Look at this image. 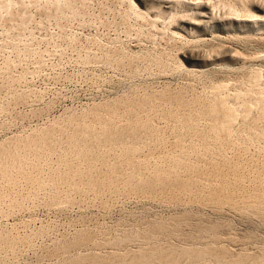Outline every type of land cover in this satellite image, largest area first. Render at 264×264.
<instances>
[{
	"label": "rangeland",
	"instance_id": "1",
	"mask_svg": "<svg viewBox=\"0 0 264 264\" xmlns=\"http://www.w3.org/2000/svg\"><path fill=\"white\" fill-rule=\"evenodd\" d=\"M47 1L0 9V264H264V26L237 24L264 0H175L219 12L205 39L158 5Z\"/></svg>",
	"mask_w": 264,
	"mask_h": 264
},
{
	"label": "bare ground",
	"instance_id": "2",
	"mask_svg": "<svg viewBox=\"0 0 264 264\" xmlns=\"http://www.w3.org/2000/svg\"><path fill=\"white\" fill-rule=\"evenodd\" d=\"M0 1H3L2 3L0 2V9L1 8H4L3 10L5 11V14H6V12L8 11V7H9V4L10 3H12V2H10L11 0H0ZM5 1V2H4ZM13 1V0H12ZM23 1V0H22ZM25 1V0H24ZM48 1H50V0H48ZM47 1V2H48ZM83 1V0H82ZM112 1H114V0H112ZM183 1V0H182ZM181 1V2H182ZM194 1V0H193ZM200 1H202V0H200ZM197 2V3H191L190 1H186V3L185 4H183V6H182V8L184 9V11L183 12H180L179 13V11L176 9V6H178L180 3L178 2V1H175V0H134L133 2H132V5H133V7H134V9H136L138 12H139V14L140 15H148V13H152L151 12V10L150 9H152L155 5H158L159 7H160V12H159V17L160 16H163V15H170V17H171V15H174V17H175V15H178V13H179V16H176V17H181V15H184V16H187V15H193V18L192 17H189L190 19H188V18H185V19H181L180 20V18H179V27H177L179 30H186V27H193V28H196V29H198V30H200L201 32H202V37L204 36V37H206L207 35H208V31H207V29L204 27V25H206L208 22H207V19H208V16L209 15H211V16H209V17H214V16H212V14L214 13L212 10H213V7H212V10H211V5H209L208 3H204V2ZM206 1V0H205ZM218 1V5H220L221 3L223 4V5H226L229 9L231 8V9H235V11H236V9L238 10L239 9V7L237 8L236 7V5H238V4H240V2H235L234 0L232 1V0H217ZM239 1V0H238ZM241 1V0H240ZM242 1H244V0H242ZM10 2V3H9ZM62 2V1H61ZM64 2V1H63ZM89 2H90V0H89ZM115 2H116V0H115ZM187 2H190V3H187ZM195 2V1H194ZM210 2H211V0H210ZM15 3V2H14ZM24 3V2H23ZM23 3H21L22 5H20V6H22V7H24V6H26V4L24 5ZM76 3V2H75ZM74 3V4H75ZM112 3V2H111ZM211 3H213L214 5H215V3H214V0H213V2H211ZM220 3V4H219ZM241 3H243V2H241ZM31 4V3H30ZM46 4V3H45ZM56 4H58L57 3V1H56ZM69 4V3H68ZM118 4V3H117ZM11 5H13L14 6V4L12 3ZM24 5V6H23ZM60 4H58V6H59ZM72 5V4H71ZM112 5V4H111ZM217 5V4H216ZM215 5V6H216ZM222 5V8H225L226 9V6L224 7ZM39 6H40V4H39ZM53 6V5H52ZM54 6H56V9L58 10V8H57V5H55L54 4ZM61 6V5H60ZM66 6V5H65ZM69 6V5H68ZM114 6V5H113ZM22 7H20V9H21V13H23L24 12V10H23V12H22V9H25V8H22ZM27 7V6H26ZM70 7V6H69ZM68 7V8H69ZM132 7V8H133ZM181 7V6H180ZM221 7V6H220ZM244 7H245V5H244ZM243 7V8H244ZM5 8H6V10H5ZM32 8V7H31ZM41 8V7H40ZM61 8H63V7H61ZM155 8V7H154ZM215 8V7H214ZM27 9V8H26ZM44 9V8H43ZM72 9V8H71ZM92 9V8H91ZM156 9V8H155ZM155 9H154V11H155ZM178 9H180V8H178ZM220 9V8H219ZM218 9V10H219ZM225 9H223V10H225ZM229 9H226V11H228ZM234 9H233V11H234ZM247 9V8H246ZM257 9L258 10H260L261 12H262V14H264V8L263 7H257ZM2 10V11H3ZM11 12L14 10L13 9V7H12V10H11V6H10V9H9ZM39 10V9H38ZM56 10V11H57ZM64 10V9H63ZM182 10V9H181ZM217 10V9H216ZM250 10V9H249ZM15 11V10H14ZM18 11V10H17ZM16 11V12H17ZM106 11V10H105ZM104 10H103V12H105ZM111 11V10H110ZM152 11H153V9H152ZM11 12H7V15H9L8 13H11ZM18 13V15H20L21 13ZM25 12H27V10L25 11ZM25 12H24V16H23V14L22 15H20V16H23L24 18H26L27 16V14L25 15ZM59 12V11H58ZM138 12H136V13H138ZM156 12V11H155ZM213 12V13H212ZM218 12V11H217ZM223 12V11H222ZM237 12V11H236ZM242 12V11H241ZM247 12H249V11H247ZM259 12V11H258ZM41 13V12H40ZM50 13H51V11H50ZM56 13V12H55ZM86 13V12H85ZM109 13V12H108ZM219 13V12H218ZM218 13H215V14H213V15H217L218 16ZM224 13V12H223ZM228 13L230 14V12L228 11L227 13L225 12V14H223V15H226L227 14V16H229L228 15ZM233 13V12H232ZM232 13H231V16H232ZM0 14L2 15L3 13H1V10H0ZM12 14H13V18L11 17V20H12V22L11 23H13V22H15L14 20V18L16 17V16H18L17 15V13H15V17H14V12H12ZM53 14V13H52ZM130 14V13H129ZM149 14V15H150ZM154 14V13H153ZM156 14V13H155ZM181 14V15H180ZM234 14V13H233ZM249 14V13H248ZM247 14V15H248ZM251 14H252V12H251ZM254 14V13H253ZM252 14V15H253ZM4 15V14H3ZM11 15V14H10ZM42 15V14H41ZM59 15V14H58ZM138 15V14H137ZM146 15V16H147ZM149 15H148V18H149V22H150V17H149ZM152 15V14H151ZM222 15V14H221ZM235 15V14H234ZM236 15H239V12H238V14L236 13ZM257 14L255 13V17H254V20H248L247 22H241V19H240V22L238 21L237 22V24L238 25H240V24H257V25H259V26H264V15H260V14H258V15H260V16H256ZM55 16V15H54ZM154 16V15H153ZM2 17V16H1ZM7 17V16H6ZM30 17V16H29ZM51 17V16H50ZM155 17L156 16H154V18L152 19V21H154V19H155ZM173 17V18H174ZM230 17V16H229ZM234 17V16H233ZM247 17V16H246ZM251 17V16H250ZM17 18V17H16ZM19 18V17H18ZM24 18H22V20H21V17L19 18V20H21L22 22H20V23H24L23 21H27V20H25ZM160 18H162V17H160ZM163 18H164V16H163ZM216 18V17H215ZM14 19V20H13ZM26 19H29L30 20V18H26ZM33 19V18H32ZM35 19V18H34ZM166 19V18H165ZM175 19V18H174ZM214 19V18H213ZM235 19H237V18H235ZM253 19V18H252ZM1 20V19H0ZM4 20H5V18H4ZM9 20V19H8ZM18 20V19H17ZM17 20H16V23L15 24H18V22H17ZM28 20V21H29ZM144 20V19H143ZM160 20V19H159ZM163 20V19H162ZM169 20H171L170 18H169ZM168 20V21H169ZM177 20V19H176ZM211 19H209L208 21L209 22H211L210 21ZM217 20V19H216ZM226 20V19H225ZM228 20V19H227ZM27 21V22H28ZM35 21V20H34ZM151 21V23H153ZM175 21V20H174ZM214 21V20H213ZM243 21V20H242ZM8 22V21H7ZM36 22V21H35ZM148 22V21H147ZM38 23V22H37ZM161 23V22H160ZM175 23H176V21H175ZM212 23V22H211ZM222 23V22H221ZM228 24H236L235 23V21L234 20H232V18H230V20H228V22H227ZM2 24V23H1ZM28 24V23H27ZM33 24V23H32ZM156 24V23H155ZM29 25V24H28ZM151 25V24H150ZM11 26V25H10ZM245 26V25H244ZM170 27V26H169ZM209 27V26H208ZM14 28H15V26H14ZM22 28V27H21ZM189 29V28H188ZM212 29V28H211ZM214 29V28H213ZM222 29H223V27H222ZM10 30V29H9ZM11 31V30H10ZM177 32V31H176ZM184 32V31H183ZM263 31H261V33H262ZM179 33H181L180 31H179ZM186 33V32H185ZM211 33V32H210ZM229 33V32H228ZM174 34V33H173ZM213 34H214V32H213ZM249 34V33H248ZM260 34V33H259ZM263 34V33H262ZM212 35V34H211ZM179 36V35H178ZM213 36V35H212ZM203 37V38H204ZM170 38V37H169ZM202 38V39H203ZM205 39V38H204ZM202 47V46H201ZM220 47V46H219ZM230 47V46H229ZM207 50V49H206ZM223 50V49H222ZM225 50V49H224ZM225 54L229 57V58H231V59H233L234 57H235V54H233V50H231V49H226L225 50ZM224 54V55H225ZM197 55V54H196ZM193 56V55H191L190 57H189V59H190V61H194V62H202V63H207V61H206V59H203V60H205L206 62H203V60L202 59H200V58H198V56ZM205 55V54H204ZM220 55H222V54H220ZM237 56V55H236ZM201 57H203V56H201ZM243 58H245L244 56H242ZM224 58V57H223ZM222 58V59H223ZM238 58H241V57H238ZM249 58V57H248ZM248 58H247V60H248ZM253 58V57H252ZM221 59V58H220ZM221 59V60H222ZM235 59V58H234ZM246 59V58H245ZM253 59H256V57L255 58H253ZM264 59V58H263ZM224 60V59H223ZM238 60V59H237ZM257 60H258V58H257ZM217 62V61H216ZM212 63V62H211ZM125 65V64H124ZM207 65V64H206ZM260 76V75H259ZM258 78V77H257ZM256 78V79H257ZM223 79V78H222ZM258 79H260V77L258 78ZM256 81V80H255ZM222 82V81H221ZM253 82V81H252ZM257 82V81H256ZM223 84H224V82H223ZM256 84V83H255ZM254 84V85H255ZM257 85V84H256ZM221 86H223V85H221ZM217 87V86H216ZM225 88H226V86H225ZM260 88V87H259ZM1 89V88H0ZM223 89H224V87H223ZM214 90V89H213ZM219 90H220V88H219ZM257 90V89H256ZM216 91V90H215ZM221 92H223V91H221ZM220 92V93H221ZM257 92V91H256ZM216 94H217V92H215ZM219 93V92H218ZM224 93V92H223ZM225 96V95H224ZM227 96H228V94H227ZM227 96H226V98H227ZM261 96H262V94H261ZM223 97V96H222ZM146 98V97H145ZM258 98V97H257ZM263 98V97H262ZM20 99V98H19ZM220 99V98H219ZM222 99H224V98H222ZM222 99H220L219 101H216L217 103H216V107H215V110H213V111H215L216 112V117H217V115H218V117L223 121V126L220 124L221 122H219V125H221L222 127H223V129H221L222 131H223V133H222V135L224 134L225 136L228 134V132H229V129H230V127H231V124L233 125L234 124V118L236 117V119H237V116H232L231 114H229V113H232V112H230V110H228L227 108L225 109V104L226 103H224L223 101H221ZM226 100V99H225ZM264 100V99H263ZM139 101V100H138ZM227 102V101H226ZM253 102V101H252ZM261 102V101H260ZM123 103V102H122ZM228 103V102H227ZM262 103H263V101H262ZM262 103L260 104V105H262ZM10 104V103H9ZM264 104V103H263ZM19 105V104H18ZM128 105V104H127ZM113 106V105H112ZM212 106H214V105H212ZM230 106V105H229ZM232 106V105H231ZM99 107V106H98ZM251 107V106H250ZM116 108V107H115ZM131 108V107H130ZM214 108V107H213ZM248 108V107H247ZM110 109V108H109ZM129 109V108H128ZM211 110H212V107L210 108ZM262 109V108H261ZM233 110V109H232ZM263 110V109H262ZM112 111V110H111ZM121 111V110H120ZM123 111V110H122ZM128 111V110H127ZM226 111H229V113L228 112H226ZM134 112V111H133ZM212 112V111H211ZM247 112V111H246ZM97 113V112H96ZM102 113V112H101ZM110 113V112H109ZM108 113V114H109ZM113 114V113H112ZM127 114V113H126ZM233 114V113H232ZM71 116V115H70ZM123 116V115H122ZM97 117V116H96ZM215 117V116H214ZM244 118V117H243ZM101 119V118H100ZM150 119V118H149ZM218 119V118H217ZM248 119V118H247ZM103 120V119H102ZM107 120V119H106ZM109 120V119H108ZM132 120V119H131ZM76 121V120H75ZM74 122V121H73ZM233 122V123H232ZM58 123V122H57ZM134 123V122H133ZM65 124H67V123H65ZM109 124V123H108ZM125 124V123H124ZM71 125V124H70ZM165 125V124H164ZM215 125V124H214ZM61 126V125H60ZM116 126V125H115ZM79 127V126H78ZM85 127H87V126H85ZM114 127V126H113ZM74 128V127H73ZM100 128V127H99ZM102 128V127H101ZM134 128V127H133ZM220 128V127H219ZM65 129V128H64ZM153 129V128H152ZM111 130H113L112 128H111ZM128 130V129H127ZM164 130V129H163ZM102 131V130H101ZM116 131V130H115ZM122 131V130H121ZM121 131H119V132H116V133H120ZM124 131V130H123ZM133 131V130H132ZM138 131V130H137ZM231 131H232V129H231ZM235 131V130H234ZM53 132V131H52ZM96 132V131H95ZM109 132V131H108ZM131 132V131H130ZM135 131H133L132 132V134L134 133ZM174 132V131H173ZM36 133V132H35ZM48 133V132H47ZM97 133H100V132H97ZM124 133V132H123ZM129 133V132H128ZM136 133V132H135ZM77 134V133H76ZM105 134V133H104ZM120 134H122V133H120ZM125 134V133H124ZM165 134V133H164ZM230 134V133H229ZM228 134V135H229ZM243 134V133H242ZM78 135V134H77ZM128 135V134H127ZM201 135V134H200ZM231 135V134H230ZM229 135V136H230ZM72 136V135H71ZM94 136V135H93ZM100 136V135H99ZM106 136H108V134L106 135ZM114 136V135H113ZM122 136V135H121ZM125 136H126V134H125ZM130 136V135H129ZM225 136H224V138H225ZM43 137V136H42ZM46 137H48V136H46ZM112 137V136H111ZM150 137V136H149ZM231 137V136H230ZM32 138V137H31ZM30 138V139H31ZM37 138H38V136H37ZM81 138V137H80ZM93 138V137H92ZM101 138H103V137H101ZM129 138V137H128ZM202 138V137H201ZM208 138V137H207ZM220 138H221V136H220ZM42 139V138H41ZM51 139H53V138H51ZM55 139V138H54ZM72 139V138H71ZM90 139V138H89ZM111 139V138H110ZM110 139H109V141H110ZM139 139V138H138ZM137 139V140H138ZM232 139V138H231ZM46 140V139H45ZM73 140V139H72ZM77 140V139H76ZM83 140V139H82ZM105 140V139H104ZM123 140V139H122ZM222 140V139H221ZM229 140V139H228ZM38 141V140H37ZM46 141H48V140H46ZM45 141V142H46ZM75 141V140H74ZM98 141V140H97ZM134 141V140H133ZM66 142V141H65ZM71 142V141H70ZM81 142V141H80ZM226 142H227V140H226ZM26 143V142H25ZM36 143V142H35ZM48 143V142H47ZM76 143H78V142H76ZM88 143H90V142H88ZM97 143V142H96ZM101 143V142H100ZM12 144V143H11ZM16 144V143H15ZM38 144V143H37ZM41 144V143H40ZM39 144V145H40ZM49 144H51V143H49ZM60 144V143H59ZM84 144V143H83ZM208 144V143H207ZM225 144V143H224ZM228 144V143H227ZM229 144H231V143H229ZM30 145V144H29ZM47 145V144H46ZM140 145V144H139ZM4 146V145H3ZM19 146V145H18ZM44 146V145H43ZM64 146V145H63ZM80 146V145H79ZM125 146V145H124ZM156 146V145H155ZM237 146V145H236ZM17 147V146H16ZM51 147V146H50ZM55 147V146H54ZM77 147V146H76ZM95 147V146H94ZM82 148H83V146H82ZM105 148V147H104ZM192 148V147H191ZM13 149V148H12ZM31 149V148H30ZM33 149V148H32ZM72 149V148H71ZM70 149V150H71ZM87 149H89V148H87ZM111 149V148H110ZM135 149H137V148H135ZM180 149V148H179ZM2 150V149H1ZM66 150V149H65ZM102 150V149H101ZM151 150V149H150ZM157 150V149H156ZM31 151V150H30ZM46 151V150H45ZM80 151V150H79ZM113 151V150H112ZM115 151V150H114ZM130 151V150H129ZM205 151V150H204ZM3 152V151H2ZM38 152V151H37ZM48 152V151H47ZM72 152V151H71ZM169 152V151H168ZM239 152V151H238ZM68 153V152H67ZM82 153V152H81ZM206 153V152H205ZM240 153V152H239ZM4 154V153H3ZM2 154V155H3ZM11 154V153H10ZM37 154V153H36ZM74 154V153H73ZM91 154V153H90ZM98 154V153H97ZM120 154V153H119ZM189 154V153H188ZM5 155H7V153H5ZM4 155V156H5ZM41 155V154H40ZM60 155V154H59ZM151 155H153V154H151ZM158 155V154H157ZM12 156V155H11ZM104 156V155H103ZM109 156V155H108ZM127 156V155H126ZM1 157H3V156H1ZM22 157V156H21ZM98 157V156H97ZM243 157V156H242ZM6 158V157H5ZM12 158V157H11ZM13 162H15V164L17 163V162H19L20 161V157L15 153V154H13ZM43 158V157H42ZM237 158H238V156H237ZM2 159V158H1ZM0 159V160H1ZM38 159V158H37ZM60 159V158H59ZM72 159V158H71ZM70 159V160H71ZM75 159V158H74ZM172 159V158H171ZM3 160V159H2ZM11 160V159H10ZM21 160H22V158H21ZM108 160H110V159H108ZM107 160V161H108ZM143 160V159H142ZM162 160V159H161ZM165 160V159H164ZM167 160V159H166ZM184 160V159H183ZM4 161V160H3ZM2 161V162H3ZM26 161V160H25ZM51 161V160H50ZM91 161V160H90ZM7 162V161H6ZM34 162V161H33ZM116 162V161H115ZM126 162V161H125ZM5 163V162H4ZM35 163V162H34ZM74 163V162H73ZM100 163V162H99ZM244 163V162H243ZM257 163V162H256ZM14 164V163H13ZM17 164H19V163H17ZM21 164V163H20ZM60 164V163H59ZM8 166H10L9 164H7ZM124 165V164H123ZM230 165V164H229ZM254 165V164H253ZM14 166V165H13ZM16 166V165H15ZM26 166V165H25ZM114 166V165H113ZM155 166V165H154ZM217 166V165H216ZM225 166V165H224ZM1 168H2V165L0 166ZM19 167V166H18ZM20 167H23V166H20ZM61 167V166H60ZM82 167V166H81ZM99 167V166H98ZM4 168H7L6 167V164H5V167H3V169ZM25 168V167H24ZM58 168V167H57ZM102 168V167H101ZM108 168V167H107ZM251 168V167H250ZM15 169V168H14ZM53 169V168H52ZM73 169V168H72ZM89 169V168H88ZM211 169H212V167H211ZM236 169V168H235ZM2 170V169H1ZM7 170V169H6ZM9 170V169H8ZM24 170V169H23ZM70 170V169H69ZM85 170V169H84ZM92 170V169H91ZM219 170V169H218ZM231 170H233V168L231 169ZM259 170V169H258ZM20 171H22V170H20ZM41 171V170H40ZM55 171V170H54ZM86 171V170H85ZM243 171V170H242ZM261 171V170H260ZM18 172V171H17ZM84 172V171H83ZM102 172V171H101ZM117 172V171H116ZM204 172V171H203ZM234 172V171H233ZM250 172V171H249ZM89 173V172H88ZM107 173V172H106ZM76 174V173H75ZM208 174V173H207ZM217 174H219V173H217ZM221 174V173H220ZM247 174H248V172H247ZM2 175H5V174H2ZM6 175H7V173H6ZM5 175V176H6ZM52 175V174H51ZM98 175V174H97ZM224 175V174H223ZM237 175V174H236ZM259 175V174H258ZM50 176V175H49ZM100 176V175H99ZM204 176V175H203ZM244 176V175H243ZM264 176V175H263ZM17 177V176H16ZM35 177V176H34ZM92 177V176H91ZM105 177V176H104ZM214 177V176H213ZM237 177V176H236ZM239 177V176H238ZM249 177V176H248ZM8 178V177H7ZM10 178V177H9ZM14 178V177H13ZM39 178L40 177H38L37 179L39 180ZM99 178V177H98ZM15 179V178H14ZM18 179V178H17ZM43 179V178H42ZM49 179V178H48ZM61 179V178H60ZM75 179V178H74ZM53 180V179H52ZM196 180V179H195ZM198 180V179H197ZM217 180V179H216ZM8 181V180H7ZM76 181V180H75ZM90 181V180H89ZM263 181V180H262ZM261 181V182H262ZM9 183H10V181H8ZM7 182V183H8ZM36 182V181H35ZM97 182V181H96ZM172 182V181H171ZM5 183V182H4ZM26 183V182H25ZM120 183V182H119ZM254 183V182H253ZM16 184V183H15ZM242 184V183H241ZM251 184V183H250ZM249 184V185H250ZM259 184V183H258ZM4 185V184H3ZM8 185V184H7ZM12 185V184H11ZM14 185V184H13ZM19 185V184H18ZM33 185V184H32ZM219 185V184H218ZM264 185V184H263ZM122 186V185H121ZM38 187V186H37ZM144 187V186H143ZM261 187V186H260ZM9 188V187H8ZM14 188V187H13ZM29 188V187H28ZM137 189V188H136ZM208 189V188H207ZM257 189V188H256ZM180 190V189H179ZM239 190V189H238ZM16 191V190H15ZM54 191V190H53ZM161 191V190H160ZM249 191V190H248ZM46 192V191H45ZM157 192V191H156ZM52 194V193H51ZM63 194V193H62ZM61 194V195H62ZM199 194V193H198ZM245 194H247V193H245ZM257 195V194H256ZM137 196V195H136ZM239 196V195H238ZM250 196V195H249ZM264 196V195H263ZM1 197V196H0ZM10 199V198H9ZM18 199V198H17ZM194 199V198H193ZM257 199V198H256ZM259 200V199H258ZM5 201V200H4ZM18 201V200H17ZM240 201H241V199H240ZM22 202V201H21ZM18 203V202H17ZM263 205V204H262ZM261 207V206H260ZM8 208V207H7ZM5 212V211H4ZM3 214V213H2ZM22 238V237H21ZM80 240V239H79ZM75 241V240H74ZM88 241V240H87ZM7 244V243H6ZM15 245V244H14ZM15 247H16V245H15ZM66 247V246H65ZM56 248V247H55ZM60 248V247H59ZM64 248V247H63ZM53 253V252H52ZM162 253V252H161ZM173 253V252H172ZM163 254V253H162ZM175 255V253L172 255V256H174ZM148 255H146V257H147ZM161 257V256H160ZM148 258V257H147ZM162 258H164V257H162ZM166 258V257H165ZM169 260H170V258L169 257H167ZM174 258V257H173ZM176 258V257H175ZM81 259V258H80ZM141 260H142V258H141ZM172 260V259H171ZM170 260V261H171ZM75 261H76V259H75ZM123 262V261H122ZM144 262H145V260H144ZM72 263V262H71ZM74 263H76V262H74ZM78 263V262H77ZM97 263V262H96ZM95 263V264H96ZM100 263V262H99ZM98 263V264H99ZM143 263V262H142ZM91 264V263H90ZM93 264V263H92Z\"/></svg>",
	"mask_w": 264,
	"mask_h": 264
}]
</instances>
